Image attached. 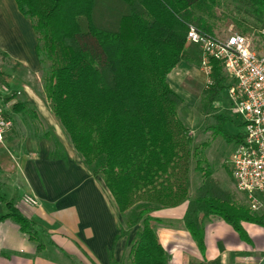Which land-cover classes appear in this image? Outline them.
<instances>
[{
	"label": "trees",
	"instance_id": "trees-1",
	"mask_svg": "<svg viewBox=\"0 0 264 264\" xmlns=\"http://www.w3.org/2000/svg\"><path fill=\"white\" fill-rule=\"evenodd\" d=\"M220 1L14 0L35 33L42 90L54 118L83 164L102 179L121 217L128 214L127 229L120 227L114 243L139 227L127 264H168L153 228L161 223L150 215L154 211L187 203L182 222L200 250L204 218L222 219L241 238L243 222L263 224V213L236 204L204 172L178 115L183 100L168 82L181 62L200 59V48L186 44L187 32L193 26L214 36ZM246 1L263 22L264 0ZM210 65L211 83L204 92L213 103L226 79L218 61ZM12 107L29 118L34 139L50 142L49 159L65 161L60 140L52 130L42 129L34 107L21 102ZM217 119L216 134L224 136V118ZM191 159L204 177L193 198L187 188ZM6 219L41 250L32 223L11 203L0 222ZM110 258L112 264H122Z\"/></svg>",
	"mask_w": 264,
	"mask_h": 264
},
{
	"label": "crops",
	"instance_id": "crops-1",
	"mask_svg": "<svg viewBox=\"0 0 264 264\" xmlns=\"http://www.w3.org/2000/svg\"><path fill=\"white\" fill-rule=\"evenodd\" d=\"M36 43L31 22L20 14L14 0H0V53L22 74L27 70L29 75H35L40 71ZM180 70L191 77L185 62L179 64L175 75ZM31 85L34 84L29 80L23 81L19 102L39 109L42 95ZM60 142L65 161L49 159L52 146L46 140L4 139L0 143V217L11 203L32 223L41 245L38 251L14 221L3 220L0 264H112L110 255L116 263L120 261L126 239L114 243L120 231L115 202L104 185L96 184L97 178L72 144ZM25 196L34 198L37 205H25ZM186 207L187 203H183L157 213L161 229L156 232L168 264H264V219L262 225L243 222L245 238H241L222 219L204 218L200 250L182 222ZM258 213L264 214V210Z\"/></svg>",
	"mask_w": 264,
	"mask_h": 264
},
{
	"label": "rangeland",
	"instance_id": "rangeland-1",
	"mask_svg": "<svg viewBox=\"0 0 264 264\" xmlns=\"http://www.w3.org/2000/svg\"><path fill=\"white\" fill-rule=\"evenodd\" d=\"M214 13L216 20L214 22L213 35L215 37L225 39L232 33L244 35L251 43V47L255 52L261 55L264 54V37L258 33L264 21H260L252 13L246 0H221L220 5L216 7ZM186 44L187 46L189 45L188 43ZM199 60L198 56L191 62H185L192 71V78H189V74L186 75L183 70H180L181 73L179 75H175V70H177L179 65L169 74L171 76L170 83L172 88L183 100L178 110V115L189 129L191 152L194 149H198L200 153L199 159L204 172L209 171L211 173L210 177L216 185L224 192L231 193L236 204H242L247 207L245 198L235 188L230 168V159L237 143L236 139L242 137L244 128L242 127V122L229 104L227 88L220 92L213 103H209L204 92L207 80L200 70ZM20 70L7 57L0 53V94L2 99L8 104L19 102L18 93L20 94L23 91V81L29 80L30 84H34L31 85L32 88H36L35 91L42 95V105L39 106V109L34 107L42 129L52 130L58 139L63 142V145H69L70 141L68 137L54 118L50 105L42 94L41 72L29 75L27 70H24V74ZM218 117L224 118L221 124L224 136L216 134ZM13 118L14 127L5 136V141H39L33 138L31 131L28 129L31 125L29 118L23 119L21 115L16 113H14ZM228 137L230 141L227 140ZM195 168L196 163L191 159L187 183L189 198L195 196L197 188L202 184L204 179L203 173L196 171ZM96 178V184L98 182L104 185L99 176ZM157 213H161V210L154 211L150 215L152 217L154 215L155 218L161 220V216H158ZM127 215L121 217L119 214L120 227L123 225L122 227H125V229H127V226H124ZM153 228L155 231L161 229V223L153 224ZM137 229H139L138 226L127 237L123 238L126 240L120 258L122 264H127L129 261V250Z\"/></svg>",
	"mask_w": 264,
	"mask_h": 264
},
{
	"label": "built area",
	"instance_id": "built-area-1",
	"mask_svg": "<svg viewBox=\"0 0 264 264\" xmlns=\"http://www.w3.org/2000/svg\"><path fill=\"white\" fill-rule=\"evenodd\" d=\"M264 37V25L258 31ZM187 43L200 48V70L210 85V61H218L227 79L228 101L242 122L244 134L236 143L230 159L236 190L243 195L251 212L264 210V54L252 49L249 40L232 33L225 39L207 35L190 26ZM13 103L0 94V143L13 129ZM29 206L37 201L23 198Z\"/></svg>",
	"mask_w": 264,
	"mask_h": 264
}]
</instances>
